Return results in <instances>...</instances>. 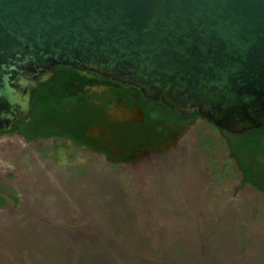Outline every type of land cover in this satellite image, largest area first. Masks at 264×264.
Returning a JSON list of instances; mask_svg holds the SVG:
<instances>
[{
    "label": "water",
    "instance_id": "95a60500",
    "mask_svg": "<svg viewBox=\"0 0 264 264\" xmlns=\"http://www.w3.org/2000/svg\"><path fill=\"white\" fill-rule=\"evenodd\" d=\"M136 89L228 135L264 129V0H0V135L35 139L51 106L91 135Z\"/></svg>",
    "mask_w": 264,
    "mask_h": 264
},
{
    "label": "rangeland",
    "instance_id": "374dc122",
    "mask_svg": "<svg viewBox=\"0 0 264 264\" xmlns=\"http://www.w3.org/2000/svg\"><path fill=\"white\" fill-rule=\"evenodd\" d=\"M0 264H264V191L199 118L127 163L9 132Z\"/></svg>",
    "mask_w": 264,
    "mask_h": 264
},
{
    "label": "trees",
    "instance_id": "16d2710c",
    "mask_svg": "<svg viewBox=\"0 0 264 264\" xmlns=\"http://www.w3.org/2000/svg\"><path fill=\"white\" fill-rule=\"evenodd\" d=\"M137 98L141 99L140 103H146V107H141L146 117V123L142 126L124 128V135H122L123 133H117L115 137L118 141L123 138L125 139L131 132L135 134L138 131L140 132L141 130L148 129L149 127L147 126L150 125V123H156L163 118L164 115L174 117L179 123L180 128L198 119L196 112L188 115H178L162 106L158 101L144 99L139 95ZM78 122L79 120H73L69 111L63 110L56 114L54 106H51L38 111L34 119L35 132H41V134H35V139L17 130L10 131V133H16L26 140H46L52 136H60L70 140L72 144L78 145L84 142L82 136L83 130L77 127ZM218 132L227 138L230 157L235 161L237 169L241 173L242 181L252 185L257 190L264 191V166L262 164H257L253 158L254 154L257 152L264 157V129H256L242 135H228L220 131ZM125 134H127V136ZM152 139L153 138L149 139L146 143L145 141L142 143L140 140L131 141L130 148L135 149L139 145L152 147L154 144ZM243 155L247 156L246 159H244ZM122 159L129 160L127 153L123 154Z\"/></svg>",
    "mask_w": 264,
    "mask_h": 264
},
{
    "label": "flooded vegetation",
    "instance_id": "af4514ba",
    "mask_svg": "<svg viewBox=\"0 0 264 264\" xmlns=\"http://www.w3.org/2000/svg\"><path fill=\"white\" fill-rule=\"evenodd\" d=\"M138 95L141 97L139 91L136 89L91 135L82 131L84 142L79 143L78 145H74L70 140L60 136H52L46 140L56 139L60 141V143L66 141L72 148L84 149L92 153L104 155L112 161L127 163L135 152L144 150L148 147L139 145L135 149L130 148L131 141L140 140L142 143H144V141L146 143L149 139L153 138L152 141L154 144L158 141L162 143L166 139L175 137L177 130L180 127L174 117L164 115L163 118L156 123H150V125L147 126L149 127L148 129L141 130L140 132L138 131L135 134L131 132L130 135L128 134L129 136L125 134L127 136L125 139L123 138L119 141L116 140L115 137L117 133H123L122 135H124V128L142 126L146 123V117L141 110V107H146V103H140L141 99L137 98ZM135 106L140 110L142 116L141 121H139L134 113ZM65 110L69 111L68 109ZM37 140L44 141L42 139ZM125 153L129 156V160L122 159L123 154ZM243 156L244 159H246L247 156ZM253 158L257 164H262L264 166V157L260 153H255Z\"/></svg>",
    "mask_w": 264,
    "mask_h": 264
}]
</instances>
